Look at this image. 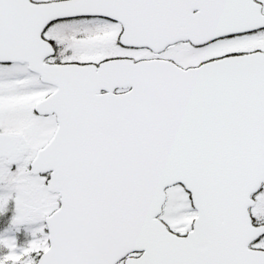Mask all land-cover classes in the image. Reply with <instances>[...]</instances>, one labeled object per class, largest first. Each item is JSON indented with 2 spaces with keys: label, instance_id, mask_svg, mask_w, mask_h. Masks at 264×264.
I'll return each mask as SVG.
<instances>
[{
  "label": "snow or ice",
  "instance_id": "1",
  "mask_svg": "<svg viewBox=\"0 0 264 264\" xmlns=\"http://www.w3.org/2000/svg\"><path fill=\"white\" fill-rule=\"evenodd\" d=\"M0 264H264V0H0Z\"/></svg>",
  "mask_w": 264,
  "mask_h": 264
}]
</instances>
